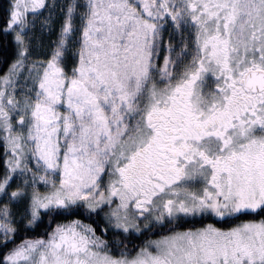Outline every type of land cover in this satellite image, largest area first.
Here are the masks:
<instances>
[{"label":"snow or ice","instance_id":"obj_1","mask_svg":"<svg viewBox=\"0 0 264 264\" xmlns=\"http://www.w3.org/2000/svg\"><path fill=\"white\" fill-rule=\"evenodd\" d=\"M0 264H264V0H0Z\"/></svg>","mask_w":264,"mask_h":264}]
</instances>
